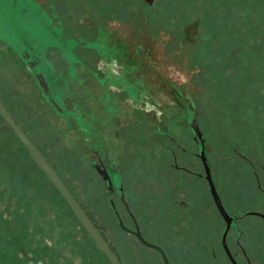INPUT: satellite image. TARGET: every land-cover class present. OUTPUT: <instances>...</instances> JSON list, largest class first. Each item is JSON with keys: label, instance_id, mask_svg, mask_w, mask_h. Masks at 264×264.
<instances>
[{"label": "rangeland", "instance_id": "1", "mask_svg": "<svg viewBox=\"0 0 264 264\" xmlns=\"http://www.w3.org/2000/svg\"><path fill=\"white\" fill-rule=\"evenodd\" d=\"M31 1L22 4L4 0L7 5L0 8V100L77 203L103 227L104 238L123 264H130V258L159 257L119 231L102 181L83 157V143L76 133L80 119L87 115L92 117V124H103V133L112 140L113 128L132 127L130 132L117 131L128 137L123 139L121 172L128 165L131 173L144 166L155 165L150 169L158 170L157 160L164 153L159 150L160 145L171 142L153 129L166 132L191 153H196L197 140L193 143L194 135L187 126L190 117L178 116L180 105L171 89L166 99L159 98L162 106H166L167 113H163L166 119L161 120L156 108L149 110V115L144 114L148 106L140 102L136 105L143 108L134 116L128 117L125 112L113 118V122L106 119L96 83L101 62L135 63L137 78L138 73L148 72L140 64L149 66L154 81L158 79L161 84L177 80L184 94L182 107L191 108L192 118L202 134L206 159L221 201L225 203L229 197L237 202L246 198L243 202H248L250 197L258 196L252 189H241L238 178L230 179L232 183L227 190L226 179L231 173L233 177L244 175L236 165L237 157H232L233 172L229 169L230 149L251 162L264 160V0H155L153 5L157 4L148 23L145 18H137L132 25L128 23L131 15L139 13L138 6L134 8L129 0H118L123 6L119 24L107 12L113 0L37 1L43 10L41 7L35 10ZM47 4H52L59 16L56 28L50 23L46 11L51 9ZM103 13L106 24L102 23L100 37L97 32L100 25L94 21ZM52 31L65 40L63 45L60 40H52L47 33L52 36ZM113 31L119 33L121 47L124 45L125 53L129 54L123 59L117 60L118 55L106 49L101 52L98 46ZM32 46L35 55L53 68L58 77L59 98L49 89L42 95L37 82L32 80L30 68L19 60L20 51L26 49L30 53ZM67 61L72 64L70 67L64 65ZM155 84L152 89L157 88ZM49 97L60 110L50 106ZM178 158L188 166L192 156ZM185 179L191 181L184 184L194 182L192 178ZM183 193L182 199L191 206L208 207L205 217L207 213L210 215L213 229L208 221L203 224L198 218L191 220L189 210H184L178 221L167 223V258L173 264H226L220 244L224 223L217 211L210 209L213 206L206 185L198 180L192 187L184 186ZM141 207L145 209L143 204ZM152 216L161 221L157 212ZM138 217L143 226L144 212H139ZM158 233L153 231L150 237L159 241ZM242 233L240 243L248 242L252 247L257 243V258H264V226L259 234L255 226L247 223L242 225ZM225 244L231 254L236 252L240 256L231 229L226 233ZM248 250L256 258L255 249ZM102 258L0 119V264H86V259L106 264Z\"/></svg>", "mask_w": 264, "mask_h": 264}, {"label": "flooded vegetation", "instance_id": "2", "mask_svg": "<svg viewBox=\"0 0 264 264\" xmlns=\"http://www.w3.org/2000/svg\"><path fill=\"white\" fill-rule=\"evenodd\" d=\"M22 4L26 3L25 0H17ZM31 1V0H30ZM39 0L31 1L33 6L36 8H40L41 5L37 4L36 2ZM126 1V0H125ZM153 1L147 2L146 0H129L136 8L139 14H132L131 19L128 23H134L139 19L145 18V23H148V18L150 15L153 14V9L157 2ZM36 3V4H35ZM27 4H29L27 2ZM6 3L4 0H0V8L6 7ZM101 5V4H100ZM47 8L50 11H46L50 16V23L53 28L57 26L55 23L59 16L55 13V8L52 4H47ZM105 7V6H104ZM42 9V7H41ZM43 10V9H42ZM111 12L113 15V19L116 20L114 23H120L121 19V12L123 11V6L118 4V0H113L111 5L107 8V12ZM104 13L100 14L96 20L94 21L98 25H100L101 30L97 29V32L100 34L101 31L103 32L101 27L102 23L104 25L105 20ZM138 15V16H137ZM106 24V22H105ZM132 25V24H131ZM136 27V25H134ZM149 28H151L149 26ZM118 30V29H117ZM52 40L56 42L55 39L60 40L59 44L63 45L65 40L61 39L60 37L56 36V33L52 31V36L49 32H47ZM102 34H100V37ZM107 37L102 41L99 40L98 46L100 51L102 50L111 52L118 57L117 60L123 59V56H128L126 52L125 46L121 43L122 41L119 38V33L108 32ZM22 38V37H21ZM24 38V37H23ZM25 39V38H24ZM8 47V46H7ZM33 51L34 47L32 46ZM25 49V48H24ZM26 50V49H25ZM20 51V61H24L25 64L33 71L32 80L34 83L37 82L38 88H40L42 95L47 94V89L49 91L52 90L54 96H57L56 91V81L58 77H56L53 73V68L48 67L44 62L40 60V58L35 55V51L28 53L27 51ZM59 52V49H58ZM129 52L131 50L129 49ZM60 54V53H59ZM36 57H35V56ZM122 65L119 62H101L99 72L96 78L97 87L99 89V103L101 104L102 110L106 113V119H111L110 122H113V118H117L120 114H128V117L134 116L137 111H140L143 107H137L136 102L143 103L144 106H148V110L144 112V114L149 115L152 110L156 108L159 112L158 115L162 118L166 119V115L163 113H167L165 107L163 108L162 104L160 103L162 100L159 98L167 97V91H171L172 96L178 100L179 103V115L182 116V119L185 117H190L187 122V126L191 132L189 123L190 120L193 119V113L190 107L184 108L182 107V98L183 92L180 90L181 84L174 79H170L164 81L162 84L157 81H154L153 73L151 72V68L149 66L141 65L145 70L148 72L138 73L140 78H137L136 73V65L135 63L131 62H123L121 61ZM21 64H23L21 62ZM65 66H71L72 64H68V61L64 64ZM140 69V68H139ZM122 70V73L120 72ZM47 71L50 72L47 74ZM45 72V74H43ZM147 76L151 79V82L148 81ZM156 83V89L151 88L153 83ZM49 86V88H47ZM114 88V89H112ZM111 89V90H110ZM124 94H121V93ZM59 93V92H58ZM164 94V95H163ZM48 103L57 111L60 110L59 106L57 105L56 101L52 98H47ZM105 102V104H103ZM164 102V101H163ZM162 102V103H163ZM2 103V102H1ZM165 111H164V110ZM102 113V111H101ZM161 113L164 115L162 117ZM126 114V115H127ZM136 116V115H135ZM89 116L85 115L80 119L81 126L77 129L76 133L81 138V142L83 143V157L87 160V162L92 166L94 171L99 176L100 180L103 184V190L105 193V198L107 200V204L110 208L114 221L119 229L120 232L125 233L130 239H132L135 243L138 244L141 248H145L155 255H158L159 258H130V264H173L171 258H167L166 256V241H167V223H173L178 221L183 214L184 210H189L190 213L189 218L191 220L198 218L202 221V223H206L208 221L209 226L213 229V222L211 221L210 215L207 213L208 217L206 218V209L208 207H195L191 206L190 202H184L182 197H184V186L192 187L194 183L198 184V180H202L203 183L207 187L208 195L211 199L212 208H210L213 212L216 210L214 202L212 200L210 191H209V184L205 177L204 166L199 157L200 152V143L194 137L192 138L193 143H195L196 153H191L187 149H185L180 143L176 142L172 137H170L166 132H159L158 129H153L155 133L161 134L162 137L167 138L171 144L165 145L161 144L159 150H163V156L157 160L158 170L156 168L151 170V167L154 166H144V168H139V171H133L132 173L129 170V167L126 170H120L121 163L124 161V156L122 155L125 150L124 148V138L126 137L125 133L121 136L117 133L118 130L122 129L124 131L131 129L132 127H127L126 129L123 127L113 128V140L106 136L103 133V124L94 125L92 124V117L90 119ZM105 125V124H104ZM129 130L128 132H130ZM118 134V137H117ZM129 134V133H128ZM192 134V132H191ZM34 145V144H33ZM34 147L39 151L41 156L45 159L44 155L40 151V149L34 145ZM231 148V147H230ZM233 148V147H232ZM262 148L264 146L262 145ZM230 162H229V169L233 172L232 166V157H237L239 163H234L240 166L241 171H244V175H239L238 177H233L234 175L231 173L228 176L229 179H226L228 183L227 190L229 189L230 183L232 181L230 179L238 178L241 181L240 188L247 190L252 189L258 193L256 198L250 197L249 201L246 202L243 200H238L237 202L235 199L227 198V202L223 203L216 191L213 182V173L210 170L209 161L206 159V152H205V144L203 142V156H204V163L206 165V169L208 171V176L210 182L220 200V203L228 215L230 219L229 229L234 232L235 235V245L239 249L240 256L235 253H230L226 244V248L230 254V259L224 253L226 264H264V258H257V251L256 248H259V245L253 243L249 246L248 242L245 244H241L240 239L242 240V225L251 224L256 227V229L260 231L264 226V160H253L248 161L241 155L240 153L236 152L234 149H230ZM169 157L167 158V155ZM187 157L192 156L191 163L188 166L182 164V159L178 157ZM46 161V159H45ZM184 161H187L184 160ZM47 162V161H46ZM48 163V162H47ZM51 169L55 172L52 166L48 163ZM123 165V164H122ZM201 167V173L199 172ZM38 169V168H37ZM39 170V169H38ZM40 171V170H39ZM44 176V175H43ZM58 176V175H57ZM59 177V176H58ZM186 178H192L194 182L191 184L186 183L184 181H191L187 180ZM60 179V178H59ZM61 180V179H60ZM63 183V182H62ZM64 184V183H63ZM65 186V185H64ZM66 188V187H65ZM67 189V188H66ZM109 189V191H108ZM226 190V191H227ZM68 191V190H67ZM69 192V191H68ZM70 194V193H69ZM71 195V194H70ZM196 195V194H195ZM73 198V196L71 195ZM109 197H111V204L109 201ZM247 197V196H246ZM137 199H141L142 201H138ZM170 199V201H168ZM76 204L80 207V209L84 212L87 216L93 227L96 231L100 234L103 240L109 245L113 254L116 256V259L119 264H123L121 259L119 258L118 254L116 253L115 249L111 247V245L106 241L102 234L103 227L98 225L86 212L84 207H81L77 201L73 198ZM65 203V202H64ZM145 207L143 209L141 206ZM144 212V223L142 226L141 221L139 220L138 214L139 212ZM217 211V210H216ZM157 212L160 216V222L154 220L152 214ZM71 213V212H70ZM218 213V212H217ZM219 215V214H218ZM221 218V217H220ZM223 221V220H222ZM77 222V221H76ZM78 223V222H77ZM224 223V221H223ZM153 224L155 228H153ZM79 225V224H78ZM122 227H121V226ZM163 226V227H162ZM225 226V224H224ZM81 228V226L79 225ZM82 229V228H81ZM83 230V229H82ZM227 230V231H228ZM84 231V230H83ZM145 231V232H144ZM153 231H155L156 236L159 237V241L157 239H153L150 236L152 235ZM85 232V231H84ZM138 232L139 236L143 241L147 244L155 246L159 248L163 254L165 255L166 263L161 258L159 252L153 248L145 247L142 245L137 238L135 237V233ZM227 233V232H226ZM86 234V233H85ZM87 235V234H86ZM226 236V235H225ZM90 239V238H89ZM91 240V239H90ZM222 248V247H221ZM248 248L250 251L253 252V249L256 251V258H254V254L249 253ZM253 248V249H252ZM223 250V249H222ZM260 253V251H259ZM240 258H238V256ZM106 264H109L105 258H102ZM86 264H94L91 260L86 259Z\"/></svg>", "mask_w": 264, "mask_h": 264}, {"label": "water", "instance_id": "3", "mask_svg": "<svg viewBox=\"0 0 264 264\" xmlns=\"http://www.w3.org/2000/svg\"><path fill=\"white\" fill-rule=\"evenodd\" d=\"M0 119L5 123V125L10 129L16 140L19 142V144L25 149L29 159L33 162V164L40 170V172L44 175L45 179L49 182V184L53 187V189L58 193V195L61 197V199L65 202L66 206L68 207L69 211L71 212L74 219L78 222V224L81 226V228L85 231L87 236L91 239L93 246L96 251H98L107 261L109 264H119L116 256L113 254L111 248L109 245L103 240V238L100 236V234L96 231V229L93 227L87 216L84 214V212L80 209V207L76 204V202L73 200L67 189L65 188L62 181L59 179L57 174L51 169V167L48 165V163L45 161V159L41 156L39 151L34 147V145L30 142V140L25 136V134L22 132V130L19 128V126L15 123L13 118L10 116V114L7 112L5 107L0 101ZM190 129L192 134L194 135V139H196L200 143V152L199 157L202 162V165L204 166L205 171V177L209 184V191L212 197V200L214 202V205L216 207V210L221 217V219L224 221V230L220 237V244L223 249V252L228 256L230 259V254L225 246V235L229 228L230 219L228 215L225 213L220 200L210 182L208 171L206 169V165L204 163V156H203V138L202 134L200 133L197 124L194 119L190 120L189 123ZM109 191V189H108ZM109 201L111 204V197H109ZM112 205V204H111ZM121 226V225H120ZM122 227V226H121ZM135 237L137 240L144 245L145 247L153 248L157 250L163 258V261L166 263L165 255L163 252L150 244H147L145 241L141 239L139 236V233H135Z\"/></svg>", "mask_w": 264, "mask_h": 264}, {"label": "trees", "instance_id": "4", "mask_svg": "<svg viewBox=\"0 0 264 264\" xmlns=\"http://www.w3.org/2000/svg\"><path fill=\"white\" fill-rule=\"evenodd\" d=\"M43 62V61H42ZM30 71L33 73V72H36V71H33V70H31L30 69ZM49 72L47 71V74H48ZM43 74H45V72L43 73ZM1 101V100H0ZM3 104V103H2ZM4 106V105H3ZM6 109V108H5ZM8 112V111H7ZM14 120V119H13ZM16 123V122H15ZM17 124V123H16ZM20 128V127H19ZM9 129V128H8ZM21 129V128H20ZM10 130V129H9ZM23 132V131H22ZM12 133V132H11ZM24 133V132H23ZM25 134V133H24ZM14 136V135H13ZM26 136V135H25ZM27 137V136H26ZM16 139V138H15ZM31 142V141H30ZM32 143V142H31ZM33 144V143H32ZM23 148V147H22ZM24 149V148H23ZM26 152V151H25ZM28 156V155H27ZM35 166V165H34ZM36 167V166H35ZM37 168V167H36ZM40 172V171H39ZM41 173V172H40ZM42 174V173H41ZM43 175V174H42ZM44 177V176H43ZM45 178V177H44ZM47 181V180H46ZM48 182V181H47ZM49 183V182H48ZM52 187V186H51ZM53 188V187H52ZM56 192V191H55ZM57 193V192H56ZM57 195H58V193H57ZM59 196V195H58ZM60 197V196H59ZM61 198V197H60ZM63 201V200H62ZM64 202V201H63ZM66 205V204H65Z\"/></svg>", "mask_w": 264, "mask_h": 264}]
</instances>
